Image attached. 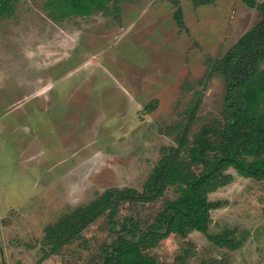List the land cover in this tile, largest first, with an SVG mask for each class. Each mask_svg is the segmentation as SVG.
Here are the masks:
<instances>
[{"label":"rangeland","instance_id":"374dc122","mask_svg":"<svg viewBox=\"0 0 264 264\" xmlns=\"http://www.w3.org/2000/svg\"><path fill=\"white\" fill-rule=\"evenodd\" d=\"M0 1L14 4L0 14V264H98L117 236L106 214L59 252L47 226L108 188L143 191L151 181V189L160 162L221 116L226 80L212 63L261 13L244 0H178L181 27L177 0H103L90 13ZM225 172L232 179L209 193L220 203L210 233L229 231L240 244L193 230L172 233L150 255L164 264H264V178ZM165 194L175 198L178 187ZM124 207L117 218L143 227L158 211Z\"/></svg>","mask_w":264,"mask_h":264},{"label":"trees","instance_id":"16d2710c","mask_svg":"<svg viewBox=\"0 0 264 264\" xmlns=\"http://www.w3.org/2000/svg\"><path fill=\"white\" fill-rule=\"evenodd\" d=\"M102 1L49 0L48 5L67 7L73 12L82 5L90 13L93 5L103 4ZM244 1L258 8L262 18L212 63V68L226 80L221 116L202 127L186 152L175 150L172 158L160 162L151 189V181L143 191L133 187L108 188L49 224L46 242L51 244L52 252L75 242L84 227L104 214L117 236L98 252L103 257L98 264H164L148 252L172 233L185 236L193 230L234 248L240 244V240L228 238L229 231L223 235L210 233V211L220 203L211 201L209 193L232 179V174L225 172L230 167L245 176L264 178V0ZM176 2L175 18L185 27L181 6ZM11 7L14 4L3 5L0 1V14ZM172 186L178 187L179 194L175 198L163 197ZM125 204L158 211L143 227L134 216H124L122 221L117 218Z\"/></svg>","mask_w":264,"mask_h":264},{"label":"crops","instance_id":"0c3cea01","mask_svg":"<svg viewBox=\"0 0 264 264\" xmlns=\"http://www.w3.org/2000/svg\"><path fill=\"white\" fill-rule=\"evenodd\" d=\"M201 4V3H200ZM203 4H206V3H203ZM247 4V3H246ZM249 6V5H248ZM249 7H251V6H249ZM253 8V7H252ZM261 13V12H260ZM261 18H262V14H261Z\"/></svg>","mask_w":264,"mask_h":264}]
</instances>
